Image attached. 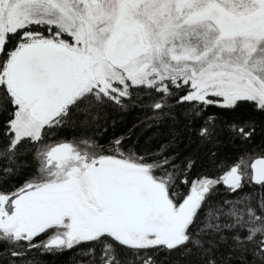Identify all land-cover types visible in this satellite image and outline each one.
<instances>
[{
  "label": "snow or ice",
  "instance_id": "6c2138e0",
  "mask_svg": "<svg viewBox=\"0 0 264 264\" xmlns=\"http://www.w3.org/2000/svg\"><path fill=\"white\" fill-rule=\"evenodd\" d=\"M136 106L168 129L152 157L86 134ZM258 131L264 0H0V264H264ZM222 135L248 147L219 160Z\"/></svg>",
  "mask_w": 264,
  "mask_h": 264
},
{
  "label": "trees",
  "instance_id": "16d2710c",
  "mask_svg": "<svg viewBox=\"0 0 264 264\" xmlns=\"http://www.w3.org/2000/svg\"><path fill=\"white\" fill-rule=\"evenodd\" d=\"M218 111V110H217ZM151 110L139 106L129 107L126 111L110 107L105 110L101 116L98 125L86 130L88 136H94L101 144H107L109 140L118 136L125 137L123 141V150L126 153H137L143 156L152 157L158 152L160 145L167 143L168 129L163 121H154L149 117ZM241 115L248 116L247 111ZM227 119V117H224ZM259 119V118H257ZM115 120L113 125L112 121ZM149 125H152L149 127ZM159 125V126H157ZM259 127V125H258ZM99 128L100 130H96ZM106 129V131H104ZM131 130V131H130ZM85 135V130L80 128L74 121H70L63 129L53 131L49 136V142H58L65 139L78 141ZM221 143L215 149L218 159L230 161L234 159L240 151L248 146L239 143H233L226 136H221ZM256 142L264 143V134L257 133ZM172 152L178 155V162L183 163L188 157L196 161L193 168V174H199L201 171L209 168L208 149L192 139H181L173 147ZM31 171V169H29ZM38 256L40 264H73V255H44Z\"/></svg>",
  "mask_w": 264,
  "mask_h": 264
}]
</instances>
